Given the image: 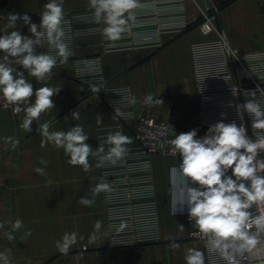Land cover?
Masks as SVG:
<instances>
[{"label": "crops", "instance_id": "crops-1", "mask_svg": "<svg viewBox=\"0 0 264 264\" xmlns=\"http://www.w3.org/2000/svg\"><path fill=\"white\" fill-rule=\"evenodd\" d=\"M47 2L0 0V28L7 24L10 14L26 13L39 25L40 13ZM185 4L189 28L165 33L160 46L108 51L101 34H89L75 39V57L99 55L107 86L131 89L130 109L134 114L186 128H200V100L191 47L194 42L216 37V33L207 35L200 30L201 9L211 10L215 25L233 48L250 52L264 50V0H185ZM63 10L65 13L91 9L89 0H63ZM12 30L31 36L29 27L22 21L17 22L16 29H9ZM0 56L3 55L0 53ZM12 67L24 72L34 90L44 86H61V90L53 97L54 109L34 120L31 132L22 127L25 115L0 109V222L5 225L0 229V252L11 249V264H186L187 249H198L205 254L204 244L188 237L187 208L172 214L169 170L180 164V157L160 155L153 157V169L162 223L161 240L114 246L108 234L103 192L92 194V189L102 183L100 167L96 166L99 157H89L91 168L87 172L79 165L72 166L62 148L52 143L41 147L43 137L38 128L49 122V131L66 132L79 124L89 136L86 143L95 151L99 146L98 129L119 123L116 110L105 104L100 92H93L94 87L100 88L98 85L78 81L74 59L66 63L57 61L51 78L45 81H37L14 62ZM238 76L244 84L249 83L243 71H238ZM147 96L160 99L163 104H145ZM34 99L33 96V102ZM74 111L79 113V120L72 118ZM134 125L133 120L124 125V133L131 139L126 146L134 144ZM42 159L47 164H42ZM37 168L44 169L43 174L37 173ZM189 184L196 187L191 181ZM84 196L94 203L81 204L79 200ZM16 219L24 227L15 231V239L9 241L7 233L12 231L11 224ZM97 221L102 224L99 231L94 229ZM29 231L31 235L25 236ZM65 233L77 234L76 243L66 255L56 247ZM93 234L96 239L90 243ZM173 238L180 244L179 249L170 247Z\"/></svg>", "mask_w": 264, "mask_h": 264}, {"label": "clouds", "instance_id": "clouds-1", "mask_svg": "<svg viewBox=\"0 0 264 264\" xmlns=\"http://www.w3.org/2000/svg\"><path fill=\"white\" fill-rule=\"evenodd\" d=\"M139 6V0H89L94 22L105 25L103 35L111 42L121 40L129 31L130 24L136 19L134 10ZM40 17V24L37 25L26 13L10 14L7 24L0 28V33H3L0 35V52L3 53L0 56V93L7 103L14 106L16 113L25 112L22 127L28 132H31L34 120L54 109L53 97L60 92L61 86H44L34 90L24 72L12 67L13 62L22 66L37 81H45L51 78L57 58L66 63L73 54L65 39L63 0H48ZM18 21L29 27L31 36L18 30L9 31L16 29ZM45 38L48 47L55 49V55L37 53V47L41 48V41ZM92 90L100 92L99 88ZM33 96L34 102L22 108L21 105ZM248 97L235 108L240 116L247 113L253 129L261 130L254 139L248 136L243 124L238 126L235 121L225 123L221 119L210 126L202 137L197 138L198 129H192L176 134L171 140L173 152L180 157V164L169 170L172 214L182 213L186 207L188 218L194 221L197 229L196 234L205 239V247L225 264H240L238 257L252 251L259 237L264 235V211L259 214L250 211L253 206L264 208V159L258 158L264 153V106L257 101L254 91ZM144 102L148 105L163 104L162 100H153L151 96L145 97ZM116 112L120 114L119 109ZM72 118L79 120V113L74 111ZM100 120L98 117V122ZM49 129V122L40 124L38 128L43 137L41 147L52 143L62 148L69 157L68 163L79 165L86 172L91 168L90 156L99 157L97 167H102L105 162L116 165L125 158L128 153L126 145L131 143V139L122 132H110L105 141L110 146L107 152L103 144L93 151L86 143L89 136L79 124L66 132ZM41 163L47 164V161L42 159ZM36 172L43 174L44 169L37 168ZM189 181L196 187L190 186ZM107 191H111V184L105 181L97 184L92 194ZM79 202L91 206L94 200L84 196ZM4 227V223L0 222V229ZM23 227L20 219L12 222V231L7 233L8 240H14L13 233ZM101 227L100 221L94 225L95 231ZM27 235H31L30 231L25 233ZM95 239L93 234L90 243H94ZM76 241V233H65L56 247L66 255ZM170 247L179 249L180 244L173 238ZM10 252L11 249L0 252V264H11ZM184 259L186 264H205L204 252L194 248L187 249Z\"/></svg>", "mask_w": 264, "mask_h": 264}, {"label": "built area", "instance_id": "built-area-1", "mask_svg": "<svg viewBox=\"0 0 264 264\" xmlns=\"http://www.w3.org/2000/svg\"><path fill=\"white\" fill-rule=\"evenodd\" d=\"M135 9V22L121 40L111 42L103 35V23L93 20V12H65L64 28L66 42L72 51L68 59H74L79 82L85 85H98L101 98L113 109H121L119 123L100 127L97 131L99 145L103 144L105 153L110 147L105 143L108 133L120 131L124 135L127 121L135 122L134 144L126 146L128 153L116 165L105 162L100 167L101 182H109L111 191L103 192L104 205L108 220V232L114 246H136L156 243L161 240L162 223L157 202V190L153 169V157H179L172 150L171 140L176 134L198 129L197 138L204 136L209 127L223 119L225 123L235 121L243 124L247 134L255 138L261 130L251 127L252 121L247 113L238 115L235 106L243 104L256 93V99L264 106V50L240 52L233 48L224 33L209 14L210 9H201L203 15L199 28L204 34L216 33V37L197 41L192 44L191 55L195 75L197 94L200 100V128H186L177 124L159 121L148 115H136L130 109L133 101L128 86L111 87L105 82L102 59L99 55L75 57V39L82 35L101 34L106 42V50H130L148 46H160L165 33L183 32L189 28L185 0H149L140 2ZM37 53L49 52L55 55V49L48 47L46 38L41 41ZM2 55L3 53L0 52ZM57 61H60L57 58ZM237 66L248 77V84L240 82ZM30 101L21 105L27 107ZM0 109L11 111L14 115H25L24 111L16 113L14 106L7 103L0 93ZM125 109V110H124ZM225 114L223 117L221 114ZM259 159H264V153ZM254 214L264 208L253 206ZM189 229L188 237L204 244L206 264H225L215 253L206 247V241L196 234L194 221H190L185 212ZM240 264H264V235L259 237L257 246L242 257Z\"/></svg>", "mask_w": 264, "mask_h": 264}, {"label": "rangeland", "instance_id": "rangeland-1", "mask_svg": "<svg viewBox=\"0 0 264 264\" xmlns=\"http://www.w3.org/2000/svg\"><path fill=\"white\" fill-rule=\"evenodd\" d=\"M145 1H149V0H143V1H139V3L140 2H145ZM89 11H92V10H79V11H77V10H73V12H71V13H84V12H89ZM209 14H211L212 15V13H211V10L209 11ZM202 14H201V18H202ZM213 16V15H212ZM141 48H143V47H141ZM238 71H242V69L240 68V67H238L237 66V76H238ZM240 76H238V79L240 80V82H242L241 81V78H239ZM243 83V82H242ZM108 234H109V232H108ZM110 238V237H109Z\"/></svg>", "mask_w": 264, "mask_h": 264}]
</instances>
